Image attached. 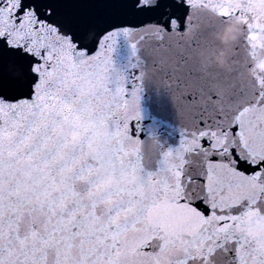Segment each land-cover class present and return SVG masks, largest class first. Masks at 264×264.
I'll return each mask as SVG.
<instances>
[{"label": "snow or ice", "instance_id": "snow-or-ice-1", "mask_svg": "<svg viewBox=\"0 0 264 264\" xmlns=\"http://www.w3.org/2000/svg\"><path fill=\"white\" fill-rule=\"evenodd\" d=\"M209 2L0 0V264H264V0ZM236 18L224 71L213 34ZM121 35L150 80L116 71ZM149 81L178 110L175 148L140 138Z\"/></svg>", "mask_w": 264, "mask_h": 264}, {"label": "water", "instance_id": "water-1", "mask_svg": "<svg viewBox=\"0 0 264 264\" xmlns=\"http://www.w3.org/2000/svg\"><path fill=\"white\" fill-rule=\"evenodd\" d=\"M227 24L220 25L213 34L216 41L214 51L223 47L215 34ZM131 42L135 41H129L123 35L119 36L112 53L116 71L128 78L130 86L139 72V69L133 68L132 65L137 63V55H142L133 54ZM259 52L260 50L254 54L255 59ZM140 114L139 135L141 139L147 140L155 136L164 149L175 148L179 145L182 138L181 121L172 95L166 88L158 87L154 82H145L140 94Z\"/></svg>", "mask_w": 264, "mask_h": 264}, {"label": "clouds", "instance_id": "clouds-1", "mask_svg": "<svg viewBox=\"0 0 264 264\" xmlns=\"http://www.w3.org/2000/svg\"><path fill=\"white\" fill-rule=\"evenodd\" d=\"M242 3L243 0H238ZM220 7L218 0H211L205 7L197 5L198 11L212 12ZM243 21L239 18L234 19L230 23L224 26V28L217 32L215 35L221 41L223 47L217 51H213L210 55V62L216 67L223 69L224 71H231L232 64L230 57L234 54L237 42L241 35H243ZM53 51L56 54H61L64 51L63 42H54ZM261 63H264V50L260 51L257 58L253 61L255 67H259ZM151 68L148 66L141 67L139 74L147 81L151 79ZM57 134L61 135L66 144H80L83 142V136L77 131H68L55 129ZM96 154H100L101 148L95 149ZM106 187L98 190L94 195L101 201L107 199L110 196V187L116 183L115 176L109 174L106 176Z\"/></svg>", "mask_w": 264, "mask_h": 264}]
</instances>
